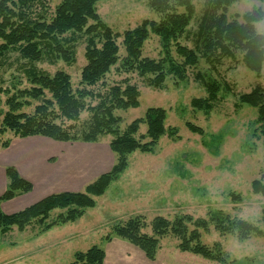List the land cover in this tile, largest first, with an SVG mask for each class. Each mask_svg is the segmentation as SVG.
Masks as SVG:
<instances>
[{
    "label": "rangeland",
    "instance_id": "374dc122",
    "mask_svg": "<svg viewBox=\"0 0 264 264\" xmlns=\"http://www.w3.org/2000/svg\"><path fill=\"white\" fill-rule=\"evenodd\" d=\"M59 1H49L51 11ZM207 1L192 0L195 13L188 26L190 32L197 28ZM97 9L103 21L119 34L143 19L159 20L146 0H102ZM256 9L264 13V0H237L228 7L227 13L231 18ZM255 28L264 33V16L255 23ZM179 42L193 47L186 33ZM117 43L122 57V37L117 38ZM84 53L85 42L78 36L74 63L51 62L45 58L35 65L50 74L59 69L66 71L76 88L86 63ZM170 53L178 59L175 48L172 47ZM142 54L157 59L163 56L158 36H149ZM22 63L24 60L13 51L0 63V89L4 90L0 91L1 107L5 108V89L13 91L28 86ZM197 73L222 84L208 114L191 105L192 99L206 95ZM125 77L137 86L140 94L137 107L115 111L121 118V128L142 117L149 107L159 106L166 110L165 125L173 128V134L162 136L153 152L130 153L127 166L118 178L110 182L102 195L94 197V206L84 209L76 220L47 229L46 223L66 211L56 209L42 224L33 222L23 230L13 227L0 236V264H71L76 252L86 251L93 245L104 250L103 264H115L109 257L111 253L121 259L122 264H138V258L142 260L139 264H221L181 251L178 240L172 235L162 237L155 257L148 259L138 246L113 234L115 224L135 216L144 219L148 225L144 230L150 232L149 225L157 216L168 220L183 216L208 220L212 211L221 210L233 219L247 220L264 231V196L251 188L252 181L264 174V136L255 122L256 109L248 104L237 105L239 95L249 92L256 84L264 87V63L257 74L242 63L239 53L235 58H223L214 69L199 58L195 67L187 69L184 80L168 74L159 88L151 86L148 78L137 72H125L118 63L94 89L103 91ZM89 115L88 111L81 113L76 129L83 127ZM188 123L199 127L202 133L191 130ZM145 130L142 124L139 134ZM0 138L11 140L8 147L0 145V180L2 184L6 182L4 188L7 185L5 167L10 164L33 184L31 191L1 201L6 213L20 210L51 193L84 191L86 185L109 170L115 160L109 147L111 135L100 136L96 142H59L43 136L19 138L6 130L0 133ZM232 194L238 198H233ZM201 240L210 248L219 243L228 264H264V235L239 240L219 233L210 222Z\"/></svg>",
    "mask_w": 264,
    "mask_h": 264
},
{
    "label": "trees",
    "instance_id": "16d2710c",
    "mask_svg": "<svg viewBox=\"0 0 264 264\" xmlns=\"http://www.w3.org/2000/svg\"><path fill=\"white\" fill-rule=\"evenodd\" d=\"M49 1L0 0V63L9 52H16L18 58L24 60L21 66L28 83V86L13 91L5 89V108L1 107L0 100V133L9 130L19 138L43 136L59 142H96L100 136L111 135L109 147L115 160L110 169L87 184L84 191L51 193L11 213L2 210L1 201L31 191L33 184L22 177L15 166H6L7 185L0 195V236L13 227L23 230L33 222L42 224L56 209L66 211L46 223L47 229L76 220L84 209L94 206V197L102 195L110 182L118 178L127 166L130 153L137 150L153 152L162 136L173 134V128L165 125L166 110L159 106L149 107L142 117L121 128V118L115 111L139 105L137 86L125 77L103 91L94 89L118 63L125 72H137L148 78L149 84L156 88L163 85L168 74L184 80L187 69L195 67L199 58L214 69L223 58H235L239 53L242 63L257 74L264 63V33L255 28L264 13L256 9L229 18L227 9L237 0H208L198 26L192 32L188 30L195 13L192 0H146L159 20L143 19L120 34L99 15L97 4L102 0H60L53 11ZM185 33L193 43L192 48L179 42ZM152 34L158 36L161 43L163 56L158 59L142 54L144 43ZM78 36L85 42L86 63L80 84L74 88L66 71L59 69L50 74L35 63L45 58L51 62L74 63ZM118 37H122V57ZM172 47L178 59L170 53ZM197 76L206 95L192 99L191 105L208 114L218 99L222 84L198 73ZM241 104L256 109L255 122L264 136V87L256 84L249 92L239 95L237 105ZM27 108L32 110L26 111ZM83 111L90 115L79 130L76 122ZM142 124L146 130L139 134ZM187 125L202 133L199 127ZM10 143V139L0 138L2 147H8ZM251 188L254 193L264 196V174L252 181ZM232 197L238 198L235 194ZM262 213L264 225V208ZM210 222L219 233L233 235L239 240L264 235L258 225L241 218L233 219L221 210L212 211L208 220H192L191 216L168 220L157 216L149 225L150 232L144 230L148 227L144 219L135 216L115 224L113 234L138 246L148 259L155 257L161 238L172 235L178 240L181 251L228 264L219 243L210 248L201 240L202 232L208 230ZM104 256V250L93 245L86 251L76 252L71 264H103Z\"/></svg>",
    "mask_w": 264,
    "mask_h": 264
},
{
    "label": "crops",
    "instance_id": "0c3cea01",
    "mask_svg": "<svg viewBox=\"0 0 264 264\" xmlns=\"http://www.w3.org/2000/svg\"><path fill=\"white\" fill-rule=\"evenodd\" d=\"M37 143V142H36ZM18 144H21V142H18ZM10 165H13V166H15L14 164H10ZM16 167V166H15ZM5 184H6V182L4 183V184H2V181L0 180V195H1V193L4 191V187H5ZM113 255H115V254H113V253H111L110 254V258L112 259V261H115V264H122L123 262H122V260L121 259H119V258H117V256L115 255V256H113ZM138 264H139V262L140 261H142L140 258H138ZM123 261H125V260H123Z\"/></svg>",
    "mask_w": 264,
    "mask_h": 264
}]
</instances>
